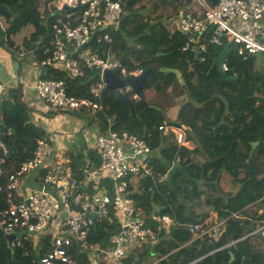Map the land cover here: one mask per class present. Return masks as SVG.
Segmentation results:
<instances>
[{
  "label": "trees",
  "instance_id": "16d2710c",
  "mask_svg": "<svg viewBox=\"0 0 264 264\" xmlns=\"http://www.w3.org/2000/svg\"><path fill=\"white\" fill-rule=\"evenodd\" d=\"M40 1L0 0V5L10 13L3 31L6 40L12 43V36L27 25L33 26L24 43L39 62L47 57L46 50L51 47L54 22L50 13H40ZM120 1L123 14L119 29L111 33L105 46L117 56L126 57L124 64L128 73L150 68L143 85L145 92L160 94L173 85L176 75L159 70L172 68L181 74V87L187 96L179 106L176 119L167 124L162 123L161 110L132 99L131 112L129 104L117 98L112 90L100 96L99 110H84L85 116L96 122L102 133L108 128L127 130L144 139L151 150L160 149L159 157L149 159L150 174L140 180L141 190L132 197L144 214L157 210L168 215L174 225L166 233L147 219L159 242L153 247L144 245L128 252L124 264H148L150 259L153 264H223L224 256L230 254L234 256L232 264H264V249L252 252L248 238H243L255 229L245 221L247 218L264 219V214L256 217L257 212H253L264 207V57L253 56L242 61L236 45L224 40L222 46L208 43L207 51L195 59L192 48L181 51L189 35L169 26L170 18L189 0L154 2L144 15L140 13L146 8L144 0ZM206 26L199 44L206 43L212 34L213 27ZM226 45L231 51L226 60L227 70L222 75L212 67V61ZM85 74V79H79L45 68L41 78L61 79L68 95L89 98L99 73L87 69ZM21 97L19 86L0 96V140L5 147L0 146V210L6 207L5 187L9 175L32 157L37 139L46 137V132L30 120L31 110ZM161 125L185 127L184 144H178L171 132L159 130ZM254 142H257L255 146ZM86 151L96 159L90 149ZM69 155L71 174L81 179L83 158L76 153ZM178 160L182 165L188 164L187 171L197 183L175 174L174 190H171L165 176L170 165ZM222 179L235 189L223 188ZM202 204L212 208L218 222L225 220V231L218 238L211 232L199 236L204 229L216 225L212 220L205 223V213L195 211ZM194 224L200 225L197 234L188 230ZM113 232V224L96 222L90 227L88 241L103 246ZM231 241L233 245L223 246ZM211 251L215 252L211 255ZM69 256L75 264H89L87 254L79 251L77 243H73ZM0 264H37V258L30 242L15 244L11 251L5 238L0 236Z\"/></svg>",
  "mask_w": 264,
  "mask_h": 264
},
{
  "label": "built area",
  "instance_id": "2783aa9c",
  "mask_svg": "<svg viewBox=\"0 0 264 264\" xmlns=\"http://www.w3.org/2000/svg\"><path fill=\"white\" fill-rule=\"evenodd\" d=\"M191 1L203 8V14L197 17L182 12L179 16L177 29L189 35L181 47L182 52L195 43L200 53L206 52L208 43L222 46L225 40L227 44L236 45L242 61L264 56V28L261 23L264 0H214L213 5L207 0ZM50 3L58 18L53 25L51 47L46 50L47 57L39 67L59 70L79 79L85 78L87 69H95L99 71V79L93 82L89 98H77L66 93L63 80L38 78L33 85L36 99L51 112L99 110L104 87L102 71L117 67L121 77L127 74L119 60L113 58L115 56L102 57L99 54L101 43L109 40V33L119 27L123 14L121 2L51 0ZM65 6L72 10L66 11ZM207 24L213 27L212 34L206 43L199 44V37ZM222 70H227L226 62ZM16 80V77L11 78L8 86L16 87ZM7 84L0 79V95ZM19 89L21 93L27 91L24 84ZM120 90L125 95L130 93L129 89ZM28 105L32 114L30 120L40 126L43 117L32 110L35 103ZM158 128L165 133H173L178 143L184 140L185 127L161 125ZM94 140L92 148L97 161L82 167L81 179L71 174L68 165L55 160L60 145L48 137L37 139L32 157L22 162L8 177L5 187L7 205L0 210V227L6 233L18 235L14 243L17 245L31 242L32 237L39 234L49 236L51 249L38 257L37 264H75L69 256L73 243L78 244L80 252L87 254L90 264H124L128 252L144 245L151 246L158 240L155 231L146 223L148 218L165 231L173 224L168 215L153 212L146 216L131 197L138 189L134 185L130 189L132 180L139 183L150 174L151 148L148 143L127 130L111 128L96 135ZM0 146L5 148L1 140ZM51 162L54 167H51ZM32 173L36 175L38 186L23 192L20 185L25 176ZM102 221L113 224L115 232L109 234L105 245L91 244L88 241L90 227ZM217 227L221 236L225 231V221L219 222ZM188 230L197 233L199 225H191ZM258 232L264 236V223L251 235ZM43 244L46 245L45 242Z\"/></svg>",
  "mask_w": 264,
  "mask_h": 264
},
{
  "label": "crops",
  "instance_id": "0c3cea01",
  "mask_svg": "<svg viewBox=\"0 0 264 264\" xmlns=\"http://www.w3.org/2000/svg\"><path fill=\"white\" fill-rule=\"evenodd\" d=\"M159 1L160 0H144L143 4L146 5V8L141 10L140 13L142 11H144L145 13L149 12L151 9V5H152L151 3H154V2L159 3ZM180 1L185 2V0H180ZM50 2L51 0L49 1L41 0L40 5H39V11L42 15H47L48 13H50L51 16L54 17V22H53L54 24L57 20V17L53 15V12H52L53 7ZM210 3L213 4L214 1L212 0L210 1ZM198 6L200 5L195 4L191 0H189V3L185 4L184 7L179 10L177 15H174L173 17L170 18L169 26L177 28L178 18L182 12L183 13L189 12L193 16L197 14V17H199L202 11L197 10ZM144 12L141 14L144 15L145 14ZM0 17H3L5 19L4 21L0 20L1 21L0 22V79L7 84V82H10L11 78L16 77L17 78L16 82L19 86L24 84L27 87L26 93H21L22 94L21 99L23 100L25 104H27L30 110L31 108L28 105V103H35V106L32 108V110L35 112L36 115L43 117V119L40 120L41 122L40 127L46 132V137H48L50 140L54 142L59 143L60 147L56 151L57 157L55 158L57 162L59 161L69 166L70 161H71L69 154L76 153V156H82L83 158L82 160L84 161V163L81 167H83L88 162L91 164H95L97 161V158L92 159L91 154H89L86 150L90 149L92 151V146L94 145L93 143L95 142L94 139L96 135L100 133L99 131H101L100 127L98 126L96 122L89 120L85 116V113L87 114V112L85 111L79 112V113L77 112H74V113L73 112H63V113L52 112L51 113V111L45 110L42 104L39 101H37L36 96H35L34 87H33L35 81L38 78H41V74L42 72H44L45 68L39 67L41 66L40 64L41 61L39 62L35 59L31 49L26 48L25 43H24L25 40L29 38L30 33L34 30L33 26L30 25L32 28L25 35L15 36L16 35L15 34L14 36H12L11 37L12 43H10L9 41L6 40V37L3 34L4 29L7 27L6 19H9L10 17L5 18L2 15H0ZM261 23L264 28V15L261 19ZM117 30L118 29L112 30L110 32V37H111V33H114ZM93 48L94 50H96V47H93ZM99 52H100L99 53L100 55H107L109 53L110 55H113V56L116 55L115 52H112L110 48L106 47L105 45H101ZM113 58H117V60L121 59V57L119 56H116ZM30 65L32 66L31 68H30ZM123 67H125V64ZM85 78H86V74H85ZM176 81L178 84L181 85V83L178 80ZM8 87L9 86L7 84V88H5L3 92L4 96L6 95V92L12 88V87L11 88H8ZM171 87L172 85L167 87L168 89L167 91H169ZM149 92L152 93V96L157 99L159 98V95L160 97L162 96L160 99H158V101H155L152 105L158 107L159 110L162 111L161 113L164 116V120L162 123L164 124H167L168 121H173L176 119L181 102L187 98V96L184 93L182 98L174 99L173 103L170 104L168 100H166L165 98L168 95V92L165 91L160 94H156L151 91ZM146 95L147 94L145 92V96ZM175 100H177L176 103H175ZM31 115L29 114L30 119H32ZM171 134L173 135V133ZM159 151L160 149L151 150L150 158H152V156L159 157ZM50 165L51 167H54L53 162H51ZM28 176L29 175L25 176L22 184L20 185V190H22L23 192H25L26 190L30 188H37L38 186L37 184L36 187H30L29 186L30 180L27 179ZM226 182L230 185V189H228L227 191H231L235 189L231 186L229 181H226ZM223 183L224 181L222 179L220 185L222 184L223 186ZM132 185L138 187V182H136V180L134 179L132 180ZM254 204L255 203L250 204L249 206H253ZM195 211L199 214L205 213L203 216L205 223L211 222L212 220L214 224H218L219 222L223 221L221 220L218 222V219L215 213L212 211V208L205 204L200 205V207H196ZM253 212H257L256 217H260L261 215L264 214V207L262 209H259V208L253 209ZM245 221L247 223H250L253 226V228H258L264 223V219H254V218L248 219L247 218ZM215 231H216V225H212L211 227L204 229L202 232H200V236L206 233H209V232H211L213 236ZM243 238H245V236ZM49 239H50L49 236L45 234L44 235L39 234L35 237H32V241L30 243L32 246V250L36 254L37 259L38 257L42 256L48 250L51 249ZM42 242L43 243L45 242L47 244L44 245ZM230 244L233 245L234 241L228 242L227 244L223 246L226 247ZM45 247L47 249L44 251V253L41 254V250ZM248 247L251 249L252 252L259 253L264 249V243L262 240H260L256 236H253V237L250 236L248 237ZM215 251H211L210 254L212 255ZM224 257L226 258H224L223 264L233 263L234 256L232 254H230L229 256L225 255ZM150 263L153 264L152 259L148 261V264Z\"/></svg>",
  "mask_w": 264,
  "mask_h": 264
},
{
  "label": "water",
  "instance_id": "95a60500",
  "mask_svg": "<svg viewBox=\"0 0 264 264\" xmlns=\"http://www.w3.org/2000/svg\"><path fill=\"white\" fill-rule=\"evenodd\" d=\"M68 10H72V8H68ZM143 12L144 11H142L141 13H143ZM0 15L4 16L5 18L10 17V13L7 11V9L1 5H0ZM194 38H196V35L194 36ZM193 51H194V57H195V59H197L199 57L200 49L196 43L193 46ZM230 51H231L230 47H228V46L224 47L223 50L220 52V54L218 56H216L212 61V67L217 68L222 75L225 74L224 71L222 70V65L226 62ZM125 60H126V58L122 57L120 59V63L124 64ZM159 70L161 72L174 73L176 75L177 80L180 83H182L180 73L177 70L172 69V68H160ZM149 72H150V68H146V69L142 70L137 75H128V76H125L123 78H120L118 76L116 68L106 69L102 73V78L105 82V86L102 90V94L107 90H112L117 98H120L129 104L131 112H133V101L130 98H128L125 94H123L120 90L122 87L127 86L132 90V92L136 95V97L138 98L139 101H141L146 106H149L150 108H155V109L159 110L158 107H156L152 104H149L148 101L146 100L143 85H144L145 79L147 78ZM256 144H257V142L252 143L253 146H255ZM252 151H253V149H252ZM187 168H188V165L187 164L182 165L179 160L170 165V167L167 171V175L165 177V180L168 183L171 190H174L173 176L175 174L181 175L182 177L185 178V180L197 183V181L190 176V174L187 171ZM27 179L30 180V182H29L30 187H36L37 186L35 174H33V173L30 174L27 177ZM217 233H218V230L216 229V231L213 234L214 238H217ZM0 236H3L5 238V240L8 243L10 250L12 251L13 250V243L18 238L17 234L16 233H5L0 227ZM256 237L259 238L260 240H262L264 243V237L262 236L261 233H258L256 235Z\"/></svg>",
  "mask_w": 264,
  "mask_h": 264
},
{
  "label": "clouds",
  "instance_id": "9594fccd",
  "mask_svg": "<svg viewBox=\"0 0 264 264\" xmlns=\"http://www.w3.org/2000/svg\"><path fill=\"white\" fill-rule=\"evenodd\" d=\"M214 1V0H213ZM53 7V6H52ZM68 8L69 7H67V6H65L64 7V9L66 10V11H71V10H68ZM52 12H53V15L54 16H56L57 18H58V14H57V12H55V11H53V8H52ZM121 22V21H120ZM54 25V24H53ZM53 25H52V31H53ZM120 25V24H119ZM117 29H119V27L117 28ZM110 34V33H109ZM53 36H54V32H53ZM110 41V36H109V40H107V41H104V42H102L101 43V45H105V44H107L108 42ZM52 42V41H51ZM199 47V46H198ZM229 47V46H228ZM192 49H193V47H192ZM110 54V53H109ZM109 54H107V55H109ZM199 54H200V52H199ZM107 55H101L102 57H105V56H107ZM117 55H115V57H116ZM262 56V55H261ZM264 57V56H263ZM119 63H120V60H119ZM120 66H124V64H121L120 63ZM114 68H116L117 69V73H118V76L120 77V78H123V77H125V76H128V75H137V74H139L142 70H139V71H136V72H133V73H128L127 72V70H126V72H127V74H125L124 76H122L121 77V75H120V71H119V69L117 68V67H114ZM125 68V67H124ZM108 69H113V68H108ZM104 70H106V69H104ZM103 70V71H104ZM98 71V70H97ZM103 71H102V73H103ZM98 73H99V71H98ZM102 73H101V77H102ZM180 76H181V74H180ZM45 79H48V78H45ZM103 79V78H102ZM181 79H182V77H181ZM98 80V79H97ZM104 81V80H103ZM17 86H19V85H17ZM104 86H105V82H104ZM9 88H11V87H9ZM13 88V87H12ZM104 88V87H103ZM121 89H129V91H130V93H129V95H126L128 98H130L131 100L132 99H138L137 97H136V95L132 92V90L129 88V87H122ZM103 90V89H102ZM102 90H101V95H102ZM4 92V91H3ZM2 92V93H3ZM122 92V91H121ZM145 92V91H144ZM123 93V92H122ZM124 94V93H123ZM2 95V94H1ZM0 95V96H1ZM100 95V96H101ZM107 131V130H106ZM101 134H102V132L101 131H99ZM103 133H105V132H103ZM130 133V132H129ZM130 134H132V133H130ZM185 134H186V130H185V132H184V138H185ZM174 135V134H173ZM138 137V136H137ZM174 138H175V136H174ZM175 140H176V138H175ZM177 142V141H176ZM178 143V142H177ZM178 144H184V140L182 141V143H178ZM92 153L94 154V150H93V148H92ZM94 156L96 157V154H94ZM97 158V157H96ZM186 165V164H185ZM188 165V164H187ZM69 167H70V165H69ZM81 169H82V167H81ZM169 169V168H168ZM30 175V174H29ZM167 175V174H166ZM166 177V176H165ZM133 188V185L131 184V186H130V189H132ZM140 190H141V187H140V181H139V183H138V189L135 191V192H133L132 194H134V193H139L140 192ZM132 194H131V197H132ZM132 199H133V201H134V203H135V200H134V198L132 197ZM135 205L137 206V204L135 203ZM138 207V206H137ZM140 208V207H139ZM141 209V208H140ZM141 211H142V209H141ZM143 212V211H142ZM157 213V214H159L158 213V211L157 210H153L151 213ZM150 213V214H151ZM150 214H148V215H150ZM146 215V214H145ZM148 215H146V216H148ZM159 215H165V214H159ZM231 216H234V214L233 215H231ZM148 219H150V218H148ZM224 220V219H223ZM152 221V220H151ZM225 221V220H224ZM152 222H154V221H152ZM154 223H157V222H154ZM173 223V222H172ZM158 224V223H157ZM159 225V224H158ZM173 225H174V223L172 224V226H171V228L173 227ZM199 225V224H198ZM217 225L218 224H216V229L218 230V227H217ZM191 226V225H190ZM159 227H161L160 225H159ZM199 227H200V225H199ZM161 228H163V227H161ZM170 228V229H171ZM188 228H189V226H188ZM2 229V228H1ZM169 229V230H170ZM256 229V228H255ZM254 229V230H255ZM168 230V231H169ZM165 231V230H164ZM168 231H165L166 233L168 232ZM198 232V231H197ZM252 232V231H251ZM251 232L250 233H248L247 235H245V238L247 237H250V236H256L258 233H261V232H258V233H255V234H252L251 235ZM6 233V232H5ZM193 234V233H192ZM194 234H197V233H194ZM199 236H200V233H199ZM17 237H18V235H17ZM157 237V236H156ZM219 237V235H218V233H217V238ZM264 237V236H263ZM157 241L154 243V244H156L157 242H159V238L157 237ZM15 243V242H14ZM13 243V244H14ZM153 244V245H154ZM15 245V244H14ZM153 245H151V246H149V247H153ZM133 252H135V251H133ZM90 264V263H89Z\"/></svg>",
  "mask_w": 264,
  "mask_h": 264
},
{
  "label": "rangeland",
  "instance_id": "374dc122",
  "mask_svg": "<svg viewBox=\"0 0 264 264\" xmlns=\"http://www.w3.org/2000/svg\"><path fill=\"white\" fill-rule=\"evenodd\" d=\"M207 2L210 3L209 0H207ZM211 5H213V4H211ZM194 6H196V5H194ZM197 10L202 11V13H201V16H202V14H203V8L201 6H198L197 7ZM0 20L1 21H4L5 19L3 17H0ZM31 28L32 27L30 25H27L19 33H17L15 36H17V35H25L27 32H29V30ZM34 64H36V63H34ZM31 67L32 66L30 65V68ZM167 90H168L167 88H164V90L162 92H165V91L168 92V95L165 98H166V100H168V102L170 104L173 103L174 99H180V98L183 97L184 91H183L181 85L178 84L176 80L174 81V83H173L172 87L170 88V90L169 91H167ZM146 94H147L146 95V99H147V101H148L149 104H153L155 101H158V99H160L162 97V96L160 97V95H159V98L157 99V98L153 97L152 96V93H150L149 91L146 92ZM176 101L177 100H175V103H176ZM223 188H225L226 190L230 189V185L226 182V180H224Z\"/></svg>",
  "mask_w": 264,
  "mask_h": 264
}]
</instances>
